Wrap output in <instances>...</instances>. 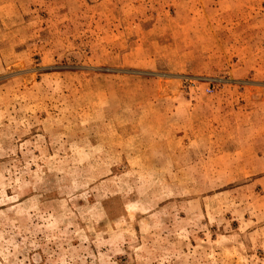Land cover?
I'll use <instances>...</instances> for the list:
<instances>
[{
  "label": "rangeland",
  "instance_id": "obj_1",
  "mask_svg": "<svg viewBox=\"0 0 264 264\" xmlns=\"http://www.w3.org/2000/svg\"><path fill=\"white\" fill-rule=\"evenodd\" d=\"M0 264H264V0H0Z\"/></svg>",
  "mask_w": 264,
  "mask_h": 264
}]
</instances>
